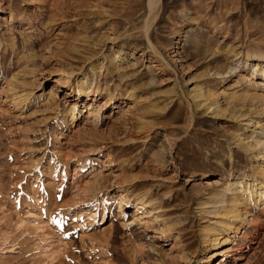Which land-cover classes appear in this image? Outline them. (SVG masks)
<instances>
[{
  "label": "rangeland",
  "instance_id": "obj_1",
  "mask_svg": "<svg viewBox=\"0 0 264 264\" xmlns=\"http://www.w3.org/2000/svg\"><path fill=\"white\" fill-rule=\"evenodd\" d=\"M263 64L264 0H0V264H264V200L205 241L257 178Z\"/></svg>",
  "mask_w": 264,
  "mask_h": 264
},
{
  "label": "bare ground",
  "instance_id": "obj_2",
  "mask_svg": "<svg viewBox=\"0 0 264 264\" xmlns=\"http://www.w3.org/2000/svg\"><path fill=\"white\" fill-rule=\"evenodd\" d=\"M259 64H260V61L258 62V64H256V66H258ZM262 66H264V64ZM254 70H255L254 71V74H255L256 71H257V67L254 68ZM259 75H260V78L261 77L263 78L264 77V71H261L259 73ZM64 81L66 82L67 80H64ZM245 81L248 83L247 84V88L245 90L246 93L244 94V95H246L245 97H248V99L251 98L252 100H254V99H256V100H258V99H264V95L262 93H259L257 90H254L255 88H257V86H259L263 82L259 81L258 79H253L252 77H248V79H246V77H245ZM237 82L238 81L236 80V82H234V83H237ZM67 83H68L67 84L68 87H70L71 92H74L75 91L76 93H74V94L78 95L79 98L88 97L89 94H90V92H91V89L90 90L89 89H82L81 90V89L74 88L69 82H67ZM242 92H244V91H242ZM54 93H55V91H54ZM68 94H70V93H68ZM51 96H54V95H51ZM242 96H243V93H242ZM49 97H50V95H49ZM234 97L236 98V95H234ZM14 98L20 100L21 96L20 97H14ZM22 99H23V97H22ZM231 99H232V97H231ZM241 99H243V98H241ZM245 99H247V98H245ZM81 100L82 99H80L79 101H81ZM75 106H73L71 108V111L73 112L72 119L75 117ZM245 144H246V148H249V149H251L253 151L255 150V153H256V156H257V162L254 165V170H255V173L254 174L257 175L258 180H257L256 177H255V179H254L253 182H251L252 179H251V181L250 180L249 181H245L244 180L245 181L244 184H241L242 181L240 182L239 180L234 181L232 183L233 184V187H231V189H230V191L233 190V200L230 201V202L228 201L229 196L226 194V192L229 191L228 190L229 189L228 187L225 188L224 191L221 194L219 193L220 194L219 196H221V198H219V196H218V198H219L218 201L220 203L216 207L217 210L216 209L215 210H216V212L218 211V214H220L221 216H219L220 218L218 220H215V224H216L215 227L216 228H214L213 232H211L214 235L213 239H209L208 237L205 239V241H207L208 244H210L212 246H217L219 244V235L222 232V231L220 232V230L226 231L227 229H233V228H236V230H238V227H239L238 225H240V227H241L243 224H245L247 221H249L251 219V218L248 217V214L250 213V210H249L250 209V206H252L251 203L258 204L257 207H259V203L262 204L263 203V200H264V183H263V181H264V139L262 140L260 138V139H256V140H253V141H250V142L248 141V143L245 142ZM255 181H257V184L254 183ZM240 184L242 185L241 186L242 188L240 187L241 189L238 188V185H240ZM254 184H256V185H254ZM239 191L240 192H244L245 191L246 194H247L246 197H242L241 198L239 196L240 195L239 194ZM216 196L215 195L214 196H211L208 199H210V200L212 198H215L216 199ZM156 201H158V200L152 198V193L149 194L148 191H145V193H143V195H141V197H139L137 204H135V206L137 208L136 210H138V211L140 209H142L140 211L147 210L148 213L145 216H148L149 218L151 217L152 219H155L156 218L157 220H160V216H159L160 215L159 213L161 212L159 210L160 209V205L156 204ZM118 204H119L118 205L119 208H118V210H116L117 211L116 214H118L119 217L121 216L122 221L125 223L126 226H129L131 223L134 224L133 222L135 220H129L127 218L128 216H126L127 215V212L125 211V208L127 207V205L128 206L130 205L129 204V200L122 198V199H120L118 201ZM261 207H264V206H261ZM140 218H142L144 220L142 222V223H144L143 225L150 223V221L147 218H143V217H141V215H140ZM160 226H162L160 229L163 232H165V233L167 231L169 232V228L167 226V222H165L163 220L161 222V225ZM107 230H109V229H107ZM209 234H210V232H209ZM226 240H228V239H226ZM206 248H208V245L206 246ZM107 264H111V262L108 260L107 261ZM155 264H162V263L155 262ZM219 264H222V262L220 261Z\"/></svg>",
  "mask_w": 264,
  "mask_h": 264
}]
</instances>
